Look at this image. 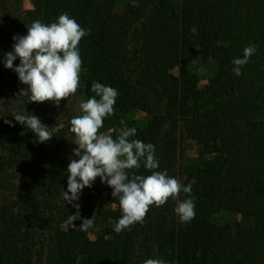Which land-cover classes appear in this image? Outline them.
Masks as SVG:
<instances>
[{
    "label": "trees",
    "instance_id": "trees-1",
    "mask_svg": "<svg viewBox=\"0 0 264 264\" xmlns=\"http://www.w3.org/2000/svg\"><path fill=\"white\" fill-rule=\"evenodd\" d=\"M133 2L117 14L109 0H31L32 10L20 23L27 30L34 21L49 24L67 13L89 31L78 45L84 74L77 91L87 100L95 95L93 82L118 90L114 115L105 117L100 129L135 127L130 139L155 146L156 171H166L183 185L194 179L195 218L181 224L176 201L169 199L150 207L142 224L117 234L118 200L112 198L111 208L102 206L103 183L97 177L82 196L83 217L73 221L76 229L68 228L69 214L57 203L67 190L65 168L49 140L28 150L26 141L0 124V190L11 194L0 204V264H32L28 226L41 223L47 212L57 217V228L46 264H143L153 258L167 264H264V0H178L177 6L172 0ZM130 36L139 54L137 69ZM249 45L256 51L237 76L232 60L242 58ZM205 58L216 71L199 89L196 74L186 67ZM174 69L178 75L171 73ZM0 86L26 87L1 66ZM162 106L185 121L202 153L219 161L179 175L175 128L167 127ZM131 111L151 118L142 128L113 120ZM111 134L116 138L118 133ZM131 173L151 174L143 165ZM185 198L181 192L179 199ZM221 211L252 224L218 225L212 217ZM93 215L100 229L79 230L82 220Z\"/></svg>",
    "mask_w": 264,
    "mask_h": 264
},
{
    "label": "clouds",
    "instance_id": "clouds-1",
    "mask_svg": "<svg viewBox=\"0 0 264 264\" xmlns=\"http://www.w3.org/2000/svg\"><path fill=\"white\" fill-rule=\"evenodd\" d=\"M89 34L67 13L61 14L55 22L44 24L34 21L27 27V34L13 36L12 51L5 54L4 67L12 69L19 81L25 85L20 93L28 96L30 102H53L59 105L61 99L74 95L80 87L82 59L79 52L80 40ZM249 45L243 49V57L232 60L233 73L241 75V68L255 53ZM19 58V65L13 61ZM95 95L80 103L81 115L70 120L69 131L74 134L72 143L77 145L67 165V192L63 200L72 204L77 211L69 215L65 224L76 229L73 221L80 219L78 201L81 190L91 187L97 177L112 189V197L118 200L122 213L113 230L119 234L134 223H143L153 205L163 206L169 199L176 201L174 213L181 224L190 223L195 218V203L192 196L193 179L183 185L178 179L168 176L166 171H156L159 161L155 156V146L136 136L137 129L120 128L99 134L104 118L114 115V105L118 90L93 82L90 89ZM98 97V99H97ZM16 122L26 125L38 142L45 143L52 138V132L34 115L18 113L13 115ZM6 123H10L6 121ZM117 131L116 138L111 132ZM141 165L150 175L131 173ZM186 194L180 200V194ZM95 216L83 219L79 230L87 232L93 227ZM143 264H167L160 258L146 259Z\"/></svg>",
    "mask_w": 264,
    "mask_h": 264
},
{
    "label": "rangeland",
    "instance_id": "rangeland-1",
    "mask_svg": "<svg viewBox=\"0 0 264 264\" xmlns=\"http://www.w3.org/2000/svg\"><path fill=\"white\" fill-rule=\"evenodd\" d=\"M112 4L114 13H122L129 5H134L133 0H109ZM175 6L178 5V0H172ZM32 10L31 0H0V66L12 75L16 73L12 69L4 67L5 54L12 51V45L15 41L13 36H23L27 34L20 21L23 15ZM12 23V27H10ZM139 27V22L136 23ZM129 50L133 58H137L133 63V69L139 67L138 58L139 54L135 50V41L133 37H129ZM20 63L19 58L13 61V67L18 66ZM186 70L190 73L196 74L198 78V88L202 89L208 80L213 76L216 71V65L210 58L192 60L187 63ZM173 75H178L179 70L174 69L171 71ZM84 72L81 70L80 78ZM17 75V74H16ZM22 89L9 90L0 86V124H4L12 135H17L20 140L27 142L26 149L35 150L39 147V142L26 125L19 124L15 121L14 116L18 113L25 115H34L38 117L41 122L46 125L52 132V138L49 140L53 147V153L57 156L60 166H64V183L67 187V165L71 159H78L72 155L73 149L77 147L72 143L74 134L69 131L70 120L78 115H81L79 108L80 103L86 101L83 94L76 92L70 95L67 99H61L59 105L53 102L36 103L30 102L29 97L20 93ZM160 114L168 116L169 121L167 127L175 128V137L177 141V172L179 175H184L192 167H203L210 164H215L219 161L218 157L213 154L202 153L201 147L196 143L195 139L189 136L186 132V123L176 113L167 112L162 106L159 111ZM151 116L147 112L131 111L127 114L114 117L113 120L125 126L127 122L135 124L137 127H144L150 120ZM6 121L10 123H6ZM99 134H108L107 131L99 129ZM85 189L81 190L78 201L80 205V217L82 214V196ZM67 192V190H65ZM112 189L103 183V192L101 204L105 208H111ZM11 194L0 190V204L5 200L10 199ZM57 203L64 207L69 215H74L77 211L67 201L63 200V193L57 199ZM57 217L52 212H47L44 220L34 225L28 226L30 241H31V258L32 264H46V250L50 245V236L56 228ZM78 220V219H77ZM212 221L218 225L230 224L234 228L247 227L252 224V220L243 219L240 215L221 211L212 217ZM101 223L99 220L94 221L91 228L92 233L100 229ZM32 237V238H31Z\"/></svg>",
    "mask_w": 264,
    "mask_h": 264
}]
</instances>
